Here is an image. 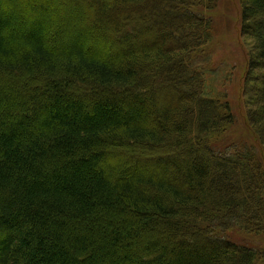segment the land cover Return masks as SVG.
<instances>
[{
	"label": "trees",
	"instance_id": "1",
	"mask_svg": "<svg viewBox=\"0 0 264 264\" xmlns=\"http://www.w3.org/2000/svg\"><path fill=\"white\" fill-rule=\"evenodd\" d=\"M218 1L0 0V264H264V0L258 150L194 67Z\"/></svg>",
	"mask_w": 264,
	"mask_h": 264
},
{
	"label": "rangeland",
	"instance_id": "2",
	"mask_svg": "<svg viewBox=\"0 0 264 264\" xmlns=\"http://www.w3.org/2000/svg\"><path fill=\"white\" fill-rule=\"evenodd\" d=\"M86 1L81 0L85 5ZM213 14V39L200 50L194 67L203 74L206 96L228 102L232 108L236 124L227 132V140L241 146L240 138H245L248 146L261 147L257 145V141L255 143L256 136L248 129L247 111L250 100L258 96L254 91L255 94L249 99L243 85L247 75L249 46L240 36L241 0H219ZM81 23L82 19L78 24ZM241 236L245 243L264 249V234Z\"/></svg>",
	"mask_w": 264,
	"mask_h": 264
}]
</instances>
